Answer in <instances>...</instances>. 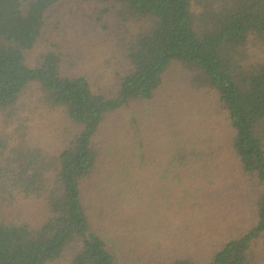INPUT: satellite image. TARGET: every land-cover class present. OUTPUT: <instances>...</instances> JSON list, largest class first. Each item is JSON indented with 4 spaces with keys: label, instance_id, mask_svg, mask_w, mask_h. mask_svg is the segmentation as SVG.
Listing matches in <instances>:
<instances>
[{
    "label": "trees",
    "instance_id": "trees-1",
    "mask_svg": "<svg viewBox=\"0 0 264 264\" xmlns=\"http://www.w3.org/2000/svg\"><path fill=\"white\" fill-rule=\"evenodd\" d=\"M0 117V264H264V0H0Z\"/></svg>",
    "mask_w": 264,
    "mask_h": 264
},
{
    "label": "rangeland",
    "instance_id": "rangeland-1",
    "mask_svg": "<svg viewBox=\"0 0 264 264\" xmlns=\"http://www.w3.org/2000/svg\"><path fill=\"white\" fill-rule=\"evenodd\" d=\"M103 6L99 5H88L83 8L82 11H79L78 9L75 10V12L79 13L78 16L81 18H86L87 20L89 19L86 15H91L93 18L96 19L97 15L101 12ZM95 21V20H94ZM111 21V24H117L116 22L109 20V23ZM98 26H100L98 24ZM135 29H137L138 25H134ZM110 43L109 44H103L102 42H99V46L96 47L97 49H111L110 48ZM112 46V45H111ZM48 48V45L42 44L38 48H36L34 51L28 54L27 56V64L30 67H37L40 65L41 62V56L44 53V51ZM95 48V49H96ZM176 72V71H174ZM178 76L173 74L171 76L170 81H175ZM0 131H3L2 127V120L0 117ZM242 222L244 220H241ZM141 241L140 237H132L127 240L126 246L119 245V247L114 246L113 244L110 247H113L115 254L117 255V258L120 262V264H138L135 262L136 258L138 255L136 253L138 252V246ZM204 254H201V256Z\"/></svg>",
    "mask_w": 264,
    "mask_h": 264
}]
</instances>
